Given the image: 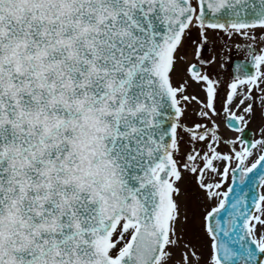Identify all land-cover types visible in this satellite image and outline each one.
Wrapping results in <instances>:
<instances>
[{
	"label": "snow or ice",
	"instance_id": "obj_1",
	"mask_svg": "<svg viewBox=\"0 0 264 264\" xmlns=\"http://www.w3.org/2000/svg\"><path fill=\"white\" fill-rule=\"evenodd\" d=\"M0 264H264V0H0Z\"/></svg>",
	"mask_w": 264,
	"mask_h": 264
}]
</instances>
